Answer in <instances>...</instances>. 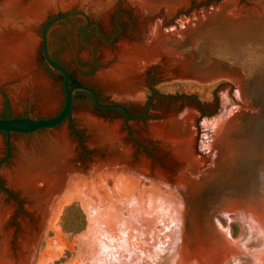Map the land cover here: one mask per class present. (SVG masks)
<instances>
[{
    "label": "rangeland",
    "instance_id": "rangeland-1",
    "mask_svg": "<svg viewBox=\"0 0 264 264\" xmlns=\"http://www.w3.org/2000/svg\"><path fill=\"white\" fill-rule=\"evenodd\" d=\"M166 1L157 2V9L148 11L130 0H116L106 18L97 17L76 3L47 12L35 28V62L42 79L44 77L49 83L47 94L56 99L50 108L38 92L15 100L11 91L17 80L0 82V118L54 117L65 98L63 75L54 71L44 59L42 31L48 21L58 16L82 13L87 20L86 26L57 27L49 32V54L67 69L70 85L87 86L94 90L99 103L125 108L99 107L90 92L76 90L71 118L61 124L31 132L12 131L9 135L0 130V196L5 205H9L7 223L12 229L11 246L17 251L22 232L29 227L39 229L34 264H165V261L159 263L156 255L163 260L169 253L157 246L159 227L153 222L151 226L145 220L128 235L124 233L126 224L119 228L111 221L98 225L100 215L95 211L89 214L86 210L80 185L68 192L71 197L61 205L53 225H50L49 213L44 222L39 220L37 212L29 208L27 197L8 186L2 170L14 165L20 146L39 151L44 141L56 133H65L74 144L72 161L77 169H87L97 158L112 155L108 148L93 143V131L85 122L87 116L119 127L122 140L133 148L132 162L145 156L152 168L161 170L175 182L178 162L151 135L150 127L169 122L178 126L180 134L186 135L193 125L195 153L205 157L208 153L201 149L200 142L212 132L206 125H212L221 113H225L227 106L230 107L227 110H231L236 105L237 110L231 112L232 116L226 113L229 118L236 115L231 118L230 125V122L226 123L228 135L224 138L223 133L220 134L226 142L219 140L216 143V164L203 165L204 173L184 199L183 223L188 250L196 252V241H202L206 246L208 243L207 247L212 249L217 246L221 241V224L230 225L233 238L241 242L247 239L239 223L231 221L227 224L222 217L221 211L229 203L251 206L264 216V197L260 192L253 198L254 202L227 199L235 194L246 198L251 189L259 187L255 171L264 158V0H237L244 8L258 4L254 6L259 14L250 24L232 26L225 11L216 23L205 27H196L193 21L229 0ZM169 6L173 8L172 12ZM188 21H192V32L183 37L179 33ZM162 34L177 38L166 41L170 47L174 46V56L160 51L159 57L150 59L138 69L135 77L124 82L102 78L101 71L115 62L127 44L147 48ZM179 53L187 60L188 68L182 67L184 61ZM241 100H247L248 105ZM110 186L114 188L115 184L110 183ZM247 243V247L240 248L236 254L234 264H264V243L263 248H257L254 240ZM250 249L254 251L253 255H249Z\"/></svg>",
    "mask_w": 264,
    "mask_h": 264
},
{
    "label": "bare ground",
    "instance_id": "bare-ground-1",
    "mask_svg": "<svg viewBox=\"0 0 264 264\" xmlns=\"http://www.w3.org/2000/svg\"><path fill=\"white\" fill-rule=\"evenodd\" d=\"M130 1L148 11H154L157 9V2L161 0ZM71 3L78 4L97 17L106 18L116 0H31L28 3L24 0H2L0 2V82L6 79L18 81L11 91L15 100L26 97L31 92H38L43 95V101L49 108L55 104L56 99L47 94L49 83L44 77L42 79L37 71L35 28L47 12ZM254 5L258 4L253 3L252 6L244 8L243 5L237 4V0H229L224 4L222 11L214 9L211 13L200 15L196 21H193L194 26L205 27L216 23L225 11L228 23L233 24L232 26L247 22L250 24L259 14L257 6ZM168 9L170 12L173 11L171 6ZM190 24L192 21L185 24L182 28L183 32L179 34H183V37L190 34L192 32ZM169 36L167 34L158 36L147 48L140 49L127 44L123 50L121 49L122 53L117 59L115 58V62L108 69L101 71L100 75L107 81L124 82L135 77L138 69H142L150 59L159 57L160 51L164 50V53L174 56L176 54L173 50L174 46L170 47L166 41L177 38ZM182 55L178 54L184 61L182 67L188 68L187 60ZM241 101L248 105L247 100ZM236 107L234 105L231 110L225 107L224 114L221 113L222 115L217 117L212 125H206L212 131L203 139L204 141L200 142L201 149L208 153L206 158L195 153L193 125L186 135L180 134L178 126L169 122L150 127L151 135L159 140L163 148L178 162L179 173L175 182L169 180L161 170L152 168L150 160L145 156H140L137 161L132 162L133 148L122 140L119 127L91 116L85 117V122L93 131V143L108 148L112 151V155L97 158L87 169H77L72 161L75 153L74 144L65 133H56L44 141L39 151L20 146L14 165L4 168L2 174L8 186L21 191L27 197L29 208L37 212L39 220L44 222L48 213L50 214V225L56 220L61 205L70 199L68 192L80 185L81 190L83 188L81 200L86 210L89 214L95 211L100 215L98 225L111 221L116 222L115 226L119 228L126 224L124 233L128 235L130 230L139 228L145 220L150 224L151 222L157 224L159 227L157 246L162 251L169 250L163 260L155 254L159 263L165 261V264H234L236 254L240 248L247 247L249 240H254L257 248H263L264 216L251 206L229 203L221 211V215L224 216L227 224L231 221L239 223L247 239L241 242L233 238L230 225L224 226L221 221L219 222L220 243L212 249L207 247L208 243L206 246L202 241H196V252H191L187 247L183 209L188 191L204 173L203 165L209 163L210 167L216 164L218 152L216 143L226 123L231 121L226 113L232 116L231 112ZM224 119H227V122ZM110 183H114L115 187L110 186ZM8 206L0 196V264H34L39 229L37 232L29 227L26 232L24 231L25 233L22 232L19 237L20 247L17 251H13L12 229L7 223V215L10 212ZM102 234L104 237V233ZM143 236L146 237L145 233ZM253 252L250 249L249 255H253Z\"/></svg>",
    "mask_w": 264,
    "mask_h": 264
},
{
    "label": "water",
    "instance_id": "water-1",
    "mask_svg": "<svg viewBox=\"0 0 264 264\" xmlns=\"http://www.w3.org/2000/svg\"><path fill=\"white\" fill-rule=\"evenodd\" d=\"M223 6L224 4H221L217 7V9L223 10ZM86 25H87V20L82 13H67V14L58 16L48 21L45 24L43 31H42V52L44 55V59L54 71L62 73L63 75V86H64L65 98H64V102H63L61 110L54 117L48 118V119H37L31 116H17V117L8 118V119L0 118V130L1 131H5L9 135V133L12 131L13 132H31V131H34L40 128L54 127V126L61 124L67 118H71V107L73 103V94L76 90H86L90 92L94 98L95 104L99 107H104V108L118 107V108L125 110V108L121 105H117V104L105 105V104L99 103L94 90L87 86L70 85L69 73L67 69L62 64L54 61L49 54L48 37H49V32L53 28L64 27V28L71 29V28L84 27ZM235 115L236 113L234 114V117ZM234 117H231V118H234ZM226 120L227 119H224V121ZM228 124L230 125L231 122ZM228 126L224 128V131H223L224 138L228 135ZM223 137L219 139L221 140V143L222 141L226 142V140H224ZM9 146L10 145H9V138H8L7 140L8 156H9ZM255 172L257 174V179L259 183V187L257 189H251L250 194L246 198L235 194V195L230 196V198H227V199H231V200L239 199L242 201L249 200V201L254 202L256 200H254L253 198L254 197L256 198L257 192H260V194L263 195L264 197V158L260 162V165L258 166Z\"/></svg>",
    "mask_w": 264,
    "mask_h": 264
},
{
    "label": "trees",
    "instance_id": "trees-1",
    "mask_svg": "<svg viewBox=\"0 0 264 264\" xmlns=\"http://www.w3.org/2000/svg\"><path fill=\"white\" fill-rule=\"evenodd\" d=\"M8 118H13V117H2V119H8Z\"/></svg>",
    "mask_w": 264,
    "mask_h": 264
},
{
    "label": "flooded vegetation",
    "instance_id": "flooded-vegetation-1",
    "mask_svg": "<svg viewBox=\"0 0 264 264\" xmlns=\"http://www.w3.org/2000/svg\"><path fill=\"white\" fill-rule=\"evenodd\" d=\"M54 59V58H53ZM55 60V59H54ZM56 61V60H55ZM11 198H13V197H9V199H11Z\"/></svg>",
    "mask_w": 264,
    "mask_h": 264
}]
</instances>
